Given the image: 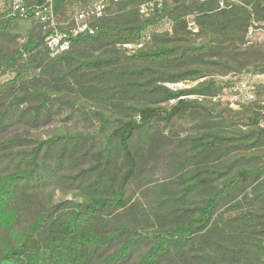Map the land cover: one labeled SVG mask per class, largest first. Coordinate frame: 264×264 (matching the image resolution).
<instances>
[{
  "label": "trees",
  "instance_id": "trees-1",
  "mask_svg": "<svg viewBox=\"0 0 264 264\" xmlns=\"http://www.w3.org/2000/svg\"><path fill=\"white\" fill-rule=\"evenodd\" d=\"M157 1L110 0L55 57L0 13V264H264V114L201 99L264 75V0Z\"/></svg>",
  "mask_w": 264,
  "mask_h": 264
},
{
  "label": "built area",
  "instance_id": "built-area-1",
  "mask_svg": "<svg viewBox=\"0 0 264 264\" xmlns=\"http://www.w3.org/2000/svg\"><path fill=\"white\" fill-rule=\"evenodd\" d=\"M9 15L22 21H36L42 24L46 31L45 47L50 57H55L69 50L73 39L80 36L93 35V23L107 16L110 0H94L82 5L66 20L59 21L53 9V0H8ZM117 2L119 0H111ZM187 1V0H186ZM256 0H216L218 10H227L242 6L249 8ZM157 3H161L158 0ZM154 2L146 3L139 8V13L147 17L154 6ZM149 41L144 36L136 45L124 47L133 52ZM245 45H260L264 47V23L252 21L245 35ZM232 86L223 90L214 98H201L209 107L226 106L234 112H241L246 108L259 110L264 114V75L233 74L230 78ZM169 88L176 89L175 85ZM172 104L173 101H170Z\"/></svg>",
  "mask_w": 264,
  "mask_h": 264
},
{
  "label": "rangeland",
  "instance_id": "rangeland-1",
  "mask_svg": "<svg viewBox=\"0 0 264 264\" xmlns=\"http://www.w3.org/2000/svg\"><path fill=\"white\" fill-rule=\"evenodd\" d=\"M77 10L78 8L75 7ZM0 13H7V15H9V1L8 0H0ZM259 23V22H257ZM188 26H190V24H188ZM30 27V21H19V22H14L13 26H12V31L13 33H16V34H19L21 37H23L25 34H26V31L29 29ZM169 28V24L168 23H165L161 30H165ZM232 75H229L228 77H225V78H222L221 80L223 81H228L230 80L232 82V80L230 79ZM12 78V75H7L5 77H3L1 80L2 81H7V80H10ZM190 85H185V84H177L175 85V88L177 89H181V88H187L189 87ZM206 107L208 109H210L211 111H214V109L218 108V106H215V107H209L207 106L206 104ZM240 113V112H239ZM236 113L233 115L234 119H238L241 115V113ZM168 136L170 137H173L175 135V131L174 130H169L167 132Z\"/></svg>",
  "mask_w": 264,
  "mask_h": 264
}]
</instances>
